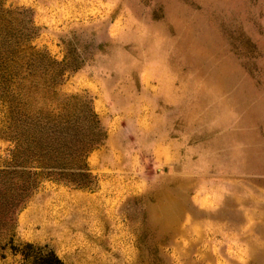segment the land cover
<instances>
[{"label":"rangeland","instance_id":"rangeland-1","mask_svg":"<svg viewBox=\"0 0 264 264\" xmlns=\"http://www.w3.org/2000/svg\"><path fill=\"white\" fill-rule=\"evenodd\" d=\"M0 171V264H264V0H0Z\"/></svg>","mask_w":264,"mask_h":264},{"label":"trees","instance_id":"trees-1","mask_svg":"<svg viewBox=\"0 0 264 264\" xmlns=\"http://www.w3.org/2000/svg\"><path fill=\"white\" fill-rule=\"evenodd\" d=\"M13 140H15L17 143L20 140L19 135H13L11 137ZM82 148V154H86L89 151V147H78L76 150H80ZM74 154V153H73ZM37 160V163H39V167L41 168H49L52 169L51 171H29L26 172L25 169H22L21 171H15L14 176V196H12V204L18 209L21 204L24 202L27 195L33 191L35 188L39 186V183L46 177L53 175V179L56 181H64L67 183L75 182L78 186L84 187L87 183H84L81 179H74L72 176L70 177L69 173L66 171L60 170L58 171L57 168H60L58 166H52L49 163H43ZM23 163H20V165ZM80 171L78 172L80 175L88 176L87 171H89V168L87 167L86 163L78 165ZM3 172V171H0ZM72 175V173H71ZM28 247H32V244H28ZM21 253L23 255V258L26 261H30L31 264H66L59 256L54 252L51 251L49 253L43 254H32L25 251H18L15 249L14 254Z\"/></svg>","mask_w":264,"mask_h":264}]
</instances>
